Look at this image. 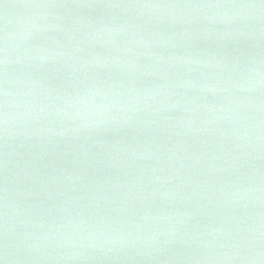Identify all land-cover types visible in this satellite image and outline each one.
Returning a JSON list of instances; mask_svg holds the SVG:
<instances>
[{
  "label": "water",
  "instance_id": "obj_1",
  "mask_svg": "<svg viewBox=\"0 0 264 264\" xmlns=\"http://www.w3.org/2000/svg\"><path fill=\"white\" fill-rule=\"evenodd\" d=\"M259 3L0 0V264H264Z\"/></svg>",
  "mask_w": 264,
  "mask_h": 264
},
{
  "label": "snow or ice",
  "instance_id": "obj_2",
  "mask_svg": "<svg viewBox=\"0 0 264 264\" xmlns=\"http://www.w3.org/2000/svg\"><path fill=\"white\" fill-rule=\"evenodd\" d=\"M85 7L95 8V7H119V5H84ZM229 5H185L184 7H228ZM238 7L244 8H259L261 12L264 13V0H260L259 4L253 5H238ZM262 19H264V15H262ZM6 65H5V75H6ZM80 177H78L79 179ZM20 250V246L16 245Z\"/></svg>",
  "mask_w": 264,
  "mask_h": 264
},
{
  "label": "clouds",
  "instance_id": "obj_3",
  "mask_svg": "<svg viewBox=\"0 0 264 264\" xmlns=\"http://www.w3.org/2000/svg\"><path fill=\"white\" fill-rule=\"evenodd\" d=\"M7 63H8V61H7V59H5V61H4V64L5 65H7ZM8 93L7 92H5V95H7ZM8 115H7V113L5 114V119H4V123H5V127L7 128V125H8Z\"/></svg>",
  "mask_w": 264,
  "mask_h": 264
}]
</instances>
